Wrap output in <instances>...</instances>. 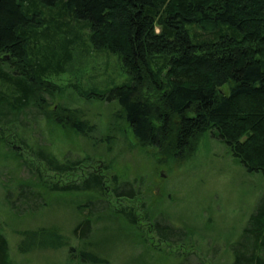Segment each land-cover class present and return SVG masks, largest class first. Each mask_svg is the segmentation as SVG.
<instances>
[{
    "label": "trees",
    "instance_id": "16d2710c",
    "mask_svg": "<svg viewBox=\"0 0 264 264\" xmlns=\"http://www.w3.org/2000/svg\"><path fill=\"white\" fill-rule=\"evenodd\" d=\"M75 25L81 33L89 30L93 50L117 55L130 77L109 92L86 96L118 101L141 145L176 156L212 133L249 173L264 176V0H0V151L5 160L37 173L35 182L7 186L10 213L30 218L49 206L54 193H93L107 212L139 227L135 208L122 207L140 197L135 185L98 168L81 181L52 183V176H76L88 167L84 160L61 162L46 146L35 149L22 128L27 121L20 117L35 109L62 129L90 136L93 128L81 111L50 106L46 99L55 91L45 80L55 61L46 45L64 37L70 59ZM111 196L122 202L118 209ZM94 217L101 216L90 211L74 230L79 248L58 229L43 227L21 231L18 250L69 248L72 262L104 264L83 249L92 243ZM250 221L232 264H264V206ZM151 229L161 242H176L172 227L153 222ZM0 264H15L1 222Z\"/></svg>",
    "mask_w": 264,
    "mask_h": 264
},
{
    "label": "rangeland",
    "instance_id": "374dc122",
    "mask_svg": "<svg viewBox=\"0 0 264 264\" xmlns=\"http://www.w3.org/2000/svg\"><path fill=\"white\" fill-rule=\"evenodd\" d=\"M75 26L78 34L71 36L70 59L64 37L46 45L55 57L54 69L45 76L55 91H49L46 99L50 106L81 111L82 119L93 128L90 136L62 129L35 109L20 117L27 121L22 128L25 125L35 149V145L46 146L61 162L84 160L88 167L75 172L76 176H52V183L81 181L98 168L107 177L117 175L121 182L135 185L140 197L134 202L123 201L122 207H134L140 224L132 228L124 217L110 214L105 202L93 193H54L49 196V206L35 216H14L5 202L6 189L19 182H35L37 173L31 166L19 167L5 160L0 151V222L10 243L11 260L15 264H77L76 259L72 262L69 248L21 254L19 233L55 228L79 248L74 230L91 211L101 217L93 218L92 243L83 249L96 253L104 264H232L252 216L264 206V176L249 173L212 133L198 139L193 151L176 156L141 145L118 101L86 96L109 92L130 77L117 55L93 50L89 30L81 33L79 25ZM110 199L118 209L122 202L113 196ZM88 201H92V209L83 207ZM153 222L172 227L176 242H161L157 231L151 229Z\"/></svg>",
    "mask_w": 264,
    "mask_h": 264
}]
</instances>
